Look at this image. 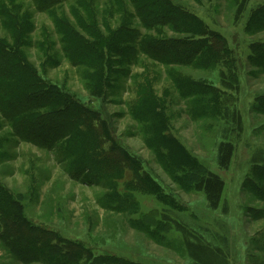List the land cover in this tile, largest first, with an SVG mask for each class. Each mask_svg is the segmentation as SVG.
Returning <instances> with one entry per match:
<instances>
[{"label": "rangeland", "instance_id": "rangeland-1", "mask_svg": "<svg viewBox=\"0 0 264 264\" xmlns=\"http://www.w3.org/2000/svg\"><path fill=\"white\" fill-rule=\"evenodd\" d=\"M36 2L0 13V264H264V0Z\"/></svg>", "mask_w": 264, "mask_h": 264}, {"label": "trees", "instance_id": "trees-1", "mask_svg": "<svg viewBox=\"0 0 264 264\" xmlns=\"http://www.w3.org/2000/svg\"><path fill=\"white\" fill-rule=\"evenodd\" d=\"M12 0H0V8H1V14H2V11H5L6 12V14L10 17V19H14V16L12 15V13H11V11L9 10V8L6 6V4L5 3H7V2H11ZM50 1H52V0H37V4H38V8H40V7H42V6H50L49 4H50ZM264 13V12H263ZM262 13V14H263ZM189 45V44H188ZM190 48V46H182L181 47V53L182 52H185L186 50H188ZM9 49L8 48H0V51L1 52H7V55H8V58L9 57H11V58H14V55H13V53L12 52H10V51H8ZM12 50V49H11ZM180 53V54H181ZM1 54V53H0ZM177 55V54H176ZM8 66H9V68H10V72H9V76L10 77H12L13 76V74H16L15 73V68H17L18 67V65H16L15 63L13 64V63H9L8 64ZM16 66V67H15ZM19 68V67H18ZM35 80V76H34V74L32 73V72H29L28 73V81L30 82V84H31V80ZM32 80V81H33ZM33 83V82H32ZM34 84V83H33ZM23 85V87H24V89L23 90H25L26 88H28L29 87V85H26V84H22ZM27 98H25V97H23L21 100H22V103H24L25 102V100H26ZM24 101V102H23ZM11 104L10 103H8L7 104V108L8 107H12V106H10ZM17 110V109H16ZM16 110H14V111H16ZM17 112H15V113H13V114H11V115H15ZM14 120V119H13ZM30 121H33V122H35L36 123V121H38V119H36V120H33L32 118L30 119ZM21 122V121H20ZM23 124V123H22ZM25 124V123H24ZM36 125H37V123H36ZM23 126V125H22ZM27 127V126H26ZM27 129V128H26ZM27 131H28V129H27ZM203 181L201 180V183H202ZM27 223V222H26ZM24 224V223H23ZM28 224V223H27ZM24 227H27L26 225H23ZM38 231V230H37Z\"/></svg>", "mask_w": 264, "mask_h": 264}]
</instances>
